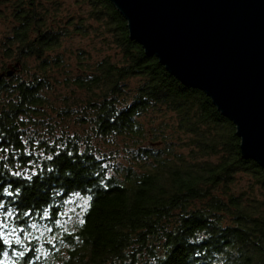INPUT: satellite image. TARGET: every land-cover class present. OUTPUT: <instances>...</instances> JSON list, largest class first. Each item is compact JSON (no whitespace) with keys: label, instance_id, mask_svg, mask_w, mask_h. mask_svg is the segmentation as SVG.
<instances>
[{"label":"trees","instance_id":"16d2710c","mask_svg":"<svg viewBox=\"0 0 264 264\" xmlns=\"http://www.w3.org/2000/svg\"><path fill=\"white\" fill-rule=\"evenodd\" d=\"M75 4L0 0V264H264V168L234 124L109 0ZM75 34L104 54L59 50Z\"/></svg>","mask_w":264,"mask_h":264},{"label":"water","instance_id":"95a60500","mask_svg":"<svg viewBox=\"0 0 264 264\" xmlns=\"http://www.w3.org/2000/svg\"><path fill=\"white\" fill-rule=\"evenodd\" d=\"M109 1L129 38L202 90L234 124L241 155L264 168V0Z\"/></svg>","mask_w":264,"mask_h":264},{"label":"rangeland","instance_id":"374dc122","mask_svg":"<svg viewBox=\"0 0 264 264\" xmlns=\"http://www.w3.org/2000/svg\"><path fill=\"white\" fill-rule=\"evenodd\" d=\"M44 1V0H43ZM60 3V14L63 16V20L65 21L66 18L74 15L76 12L80 11L78 9L77 4H75L76 0H58ZM85 7V6H84ZM82 9H84L82 7ZM90 22H92L90 20ZM92 25H96V22H92ZM7 25L0 21V34L5 32V30L7 29ZM7 32V31H6ZM97 45V41L96 40H92L90 38V34L86 35V36H80L79 34H75V35H70L66 38L63 39L62 41V46L59 48V50H66V53L69 54V52L67 51V48H71V49H75V48H86L87 50H89L92 53V56L94 58H100L104 53L103 52H99L102 50H98L97 47L95 46ZM95 47V49H94ZM96 50V51H95ZM104 52H110L109 50H105ZM112 53V52H110ZM71 55V54H70ZM70 62L74 64L73 61V56H70ZM71 210V207L67 209V211Z\"/></svg>","mask_w":264,"mask_h":264}]
</instances>
